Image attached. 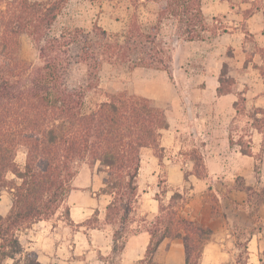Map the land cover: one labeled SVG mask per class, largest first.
Wrapping results in <instances>:
<instances>
[{
    "label": "trees",
    "instance_id": "1",
    "mask_svg": "<svg viewBox=\"0 0 264 264\" xmlns=\"http://www.w3.org/2000/svg\"><path fill=\"white\" fill-rule=\"evenodd\" d=\"M68 1L0 0V196L6 192L11 198L9 213L0 215V264L6 259L40 264L34 252L24 250L18 232L56 214L73 189L81 163L98 165L105 174L103 193L113 196L106 207L107 221L129 222L142 152L161 154L167 115L150 99L126 91L106 93L104 100L87 108L86 91L96 84L105 64L167 70L170 49L162 37L164 27L171 25L177 39L184 41L202 40L210 32L202 0H120L126 12L132 9L120 33L110 34L98 25L54 33ZM141 9L149 13L148 26L141 20ZM24 37L38 52V65L21 57ZM76 65L85 67L86 85L70 83ZM218 93L227 92L220 87ZM257 113L262 118L254 116L253 121L260 127L264 111ZM20 148L25 151L22 167L16 162ZM196 154L194 172L202 176L203 164ZM259 199L264 202V187ZM182 202L183 196L175 192L167 204L160 203L148 230L145 264H155L151 258L165 239H182L185 264H198L211 233L180 215ZM121 237L116 231L115 242Z\"/></svg>",
    "mask_w": 264,
    "mask_h": 264
},
{
    "label": "crops",
    "instance_id": "2",
    "mask_svg": "<svg viewBox=\"0 0 264 264\" xmlns=\"http://www.w3.org/2000/svg\"><path fill=\"white\" fill-rule=\"evenodd\" d=\"M231 2L234 0H202L205 20L230 16L235 6ZM253 2L255 0H237L242 12L249 13L243 22L254 45L262 50V53L256 51L253 58L256 65H260L261 54L264 55V37L261 35L264 14L256 9L250 11ZM234 28L240 31L237 25ZM239 34L218 33L209 38L220 51L216 50L217 58L212 65L205 67L202 79L196 83L185 81V84L202 85L201 90H196L199 92L189 97L180 93L182 83L170 80L166 70H132L134 81L146 71L151 77L164 74L169 84L164 83L161 75V83L149 81L141 84V88L139 83L136 86L138 96L150 99L160 108H167L164 111L168 128L161 132L159 141L162 158L151 149L142 152L136 178V201L129 222L121 225L107 221L106 207L112 196L93 192L103 187V172L88 168L86 172L78 168L72 180L73 189L65 200L67 217L57 215L19 231L18 238L25 251L34 252L40 264L142 263L151 241L148 230L159 214L160 203L167 204L178 192L183 196L180 215L211 233L198 264H264V202L259 199V191L264 187V126L231 127L240 116L237 104L240 97L245 113L253 112L256 119L262 118L257 111H264V81L258 69L253 70L251 62L244 65V37H238ZM207 42L208 38L199 40L201 44ZM185 43L189 44L186 47L189 49L197 41H183ZM228 48L234 50L232 59L238 61L235 67L230 65L234 71L230 72L234 89L219 94L222 68L230 60L224 55ZM161 86L168 93L171 87L179 93L167 97ZM242 150H247L248 154ZM194 152L200 155L202 176L195 174L194 160L186 156ZM159 180L164 181L169 191L163 193L164 197L155 193ZM237 182L242 186H237ZM186 185L188 193H184ZM10 208V195L3 193L0 215L6 216ZM93 216L96 225L90 228L86 222ZM116 231H120L122 237L115 242ZM115 245L118 247L114 249ZM153 257L155 264H185L182 239L163 240ZM13 263V259H6L1 264Z\"/></svg>",
    "mask_w": 264,
    "mask_h": 264
},
{
    "label": "rangeland",
    "instance_id": "3",
    "mask_svg": "<svg viewBox=\"0 0 264 264\" xmlns=\"http://www.w3.org/2000/svg\"><path fill=\"white\" fill-rule=\"evenodd\" d=\"M242 1H250V0H242ZM120 0H116V2H108V1H99V2H89L84 0H69L63 7L62 11L60 12L56 23L54 24L53 31L54 33H59L62 30L65 29H73V28H80L84 30L91 29L94 25H98L105 29L110 34H118L122 31L124 28V21L127 19V15H131L132 9H130L128 12H126L124 9L125 7L122 6L120 3ZM234 8H232L231 15L227 17H216L215 20H206V23L210 29L209 33H205V38H208V41L206 44L199 43V40H196L197 43L193 44L192 48H186L189 44L185 43L183 44V39H177L176 34L173 33L174 28L173 27H164L163 28V40L166 42L169 50V57L170 61L168 62L167 67V73L169 74V79L176 82H181L182 84L179 85L180 93H182L183 96L189 97L198 89L201 90L202 85L201 84H185V81H193L196 83L197 80L202 79L204 70L206 69L208 65H212L213 61L217 58L216 50L220 51L219 46L215 42H211L209 38H212L213 35H216L218 33H226V34H233L236 32L240 33L238 37L242 38L244 37V44H242V49L245 56V62L244 65L248 66L249 62H251V66L253 70L255 71L256 68L258 69L261 78L264 81V58L261 53L262 50L256 47L254 45V41L252 40V35H250L248 32H246L245 24L243 22V18L247 16V12H242L241 8L237 4V0H234V2H231ZM120 4V6L118 5ZM232 6V7H233ZM261 11L262 14H264V0H255L253 2V5L251 6L250 11L254 10ZM141 14V20L144 21V23L148 26V17H150L146 9L140 10ZM234 18H233V17ZM237 16V17H236ZM242 16V20L241 17ZM239 18V20H238ZM170 24V23H167ZM235 25H237L238 29L240 31H237L235 29ZM215 28H218L215 32ZM172 29V31H171ZM262 37H264V29L261 32ZM245 34V36H243ZM182 47V48H180ZM233 49L228 48L224 51V55L226 58L230 59L228 60V64H224L222 68V74L220 79V87L223 91H233V83L234 79L232 77L231 71L234 72L231 68L235 67L236 61L233 58ZM261 51V62L260 65H256V62L253 61L255 53ZM21 57L26 60L27 62L31 63L32 65H38L39 64V58H38V52L33 45V43L30 41L29 38L24 37L22 39V45H21ZM180 67V69H179ZM133 69H129L127 65L125 66H111L105 64L101 70L97 73V82L95 85L90 87L86 91V107H92L95 103H98L105 99V94H115L120 91H126L131 94L138 95L136 93V86L138 87V83L141 84L147 83L149 81H158L161 83V75H163L164 83H167V78L164 74H157L156 77H151V74H148L150 72L144 71L143 75L140 76L139 79L133 80L131 77ZM162 71V70H161ZM263 75V76H262ZM69 80L71 84H78V85H86L88 83V76L86 75V69L82 65H76L73 66L71 74L69 76ZM190 83V82H187ZM177 84V83H176ZM201 85V86H200ZM162 87V93L164 95H168L167 97L176 96L179 92L176 90H171L168 93V90L165 89L164 86ZM178 88V85L176 86ZM140 90V89H139ZM176 93V94H175ZM238 112L240 113V116L235 119V121L232 123L231 127H242V129L250 126L256 127L253 117V112H244V101L243 98L238 99ZM162 109H167L163 108ZM264 126V124H263ZM246 140H244L245 142ZM194 153L188 154L187 158H191L193 160ZM155 155L158 158H162V154L155 153ZM199 155V154H196ZM16 162L21 167L23 166L25 162V151L23 148H20L16 155ZM79 169L82 170H99V166L95 165L93 167H90L86 163H81L78 166ZM87 172V171H86ZM100 172V171H98ZM203 173V171H202ZM9 179H14L13 175H8ZM105 178V174L102 173V179ZM158 189L155 190V193H160V196H163V193H168L167 185L164 184V181L159 180L157 182ZM237 186H242L241 182L236 183ZM103 188H100L97 191H93L94 193H103ZM89 193H93L92 191H88ZM187 185L186 189L184 190V193H188ZM6 193V192H4ZM252 193H256V191H252ZM113 197V196H112ZM67 207L66 203L60 204L59 209L57 210L56 214L51 217L55 218L57 215L59 217H67ZM119 219V218H118ZM118 222H115L117 224ZM86 225L88 227H93L96 225V220L94 216L86 222ZM21 231V230H20ZM19 233V232H18ZM118 247V245H117ZM152 260L154 259L151 258ZM148 258H146L144 261L146 262ZM138 262L137 264H145V262ZM154 262V261H153Z\"/></svg>",
    "mask_w": 264,
    "mask_h": 264
}]
</instances>
